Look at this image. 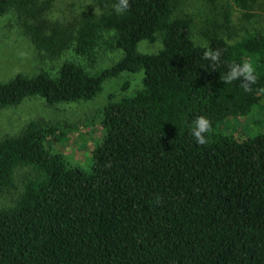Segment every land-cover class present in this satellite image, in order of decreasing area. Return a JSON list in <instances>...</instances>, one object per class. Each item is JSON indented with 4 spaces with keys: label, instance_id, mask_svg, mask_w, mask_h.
<instances>
[{
    "label": "trees",
    "instance_id": "16d2710c",
    "mask_svg": "<svg viewBox=\"0 0 264 264\" xmlns=\"http://www.w3.org/2000/svg\"><path fill=\"white\" fill-rule=\"evenodd\" d=\"M173 1L129 0L117 15L115 0H99L105 11L86 13L70 34L77 59L0 81L7 109L30 97L89 101L107 79L142 74L139 88L104 105V135L84 166L47 144L51 121L0 140V187L29 170L20 196L0 208V264H264V132L238 134L230 122L264 98V33L233 42L212 33L207 43L221 53L213 65ZM232 1L254 15L261 0ZM47 2L0 0V17L13 14L37 48H64ZM158 39V50H140ZM106 51L119 60L97 68ZM242 59L256 67L249 91L222 81ZM196 115L211 121L204 145L189 134Z\"/></svg>",
    "mask_w": 264,
    "mask_h": 264
},
{
    "label": "rangeland",
    "instance_id": "374dc122",
    "mask_svg": "<svg viewBox=\"0 0 264 264\" xmlns=\"http://www.w3.org/2000/svg\"><path fill=\"white\" fill-rule=\"evenodd\" d=\"M47 3L52 12L49 24L58 28L55 22L64 21L56 31L68 44L61 48L57 42V50L37 48L30 33L22 32L13 14L0 17V81H6L18 72H55L66 59H77L75 38L70 36L74 27H78V22L86 13L101 14L105 11L99 0H48ZM255 10L254 15H248L232 0L173 1V16L189 20L193 37L200 44L207 42L212 33H218L232 42L239 40L247 31L264 33V0L259 1ZM50 32L51 29L46 27L47 35ZM161 46L159 39L156 42L143 41L140 50L153 52ZM119 58L118 51H106L97 68L109 67ZM141 79V73L132 72L111 77L105 81L101 93L89 101L50 105L42 98L30 97L16 107L0 108V140L19 134L30 120L51 121L57 123L58 128L48 137L47 144L52 150L63 153L70 162L84 166L104 135L101 123L104 105L132 93L140 87ZM230 122L233 124L232 131L238 134L264 132V98L255 106L249 118L245 116ZM28 173V169L20 168L15 175L16 187H0V208L16 201Z\"/></svg>",
    "mask_w": 264,
    "mask_h": 264
},
{
    "label": "clouds",
    "instance_id": "9594fccd",
    "mask_svg": "<svg viewBox=\"0 0 264 264\" xmlns=\"http://www.w3.org/2000/svg\"><path fill=\"white\" fill-rule=\"evenodd\" d=\"M112 8L117 15L125 14L129 9V0H115ZM200 47L204 49V59L209 60L213 65L219 62L221 55L219 50L210 48L207 42L202 43ZM256 80V67L251 59L231 62L227 72L222 77V81L225 83L239 81L244 91L251 90V85L255 84ZM210 129L211 121L209 117L206 115H196L191 120L189 134L197 144L204 145L207 142V133Z\"/></svg>",
    "mask_w": 264,
    "mask_h": 264
}]
</instances>
